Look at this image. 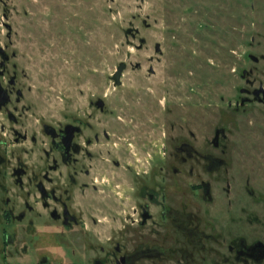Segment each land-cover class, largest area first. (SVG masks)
<instances>
[{"label":"flooded vegetation","instance_id":"obj_1","mask_svg":"<svg viewBox=\"0 0 264 264\" xmlns=\"http://www.w3.org/2000/svg\"><path fill=\"white\" fill-rule=\"evenodd\" d=\"M6 2L0 0V264H264V163L252 156L264 152V137L253 131L264 85L247 77L252 68H242L246 84L226 102L228 123L203 140L194 132L170 136L168 148L162 123L157 149L141 159L130 139L146 136L135 129L125 136L120 126L109 158L102 145L110 136L91 112L55 122L24 113L22 53L10 48ZM88 105L104 112L103 97ZM233 113L246 130L239 139L232 138ZM104 211L119 223L105 239L98 230ZM45 234L48 245H40Z\"/></svg>","mask_w":264,"mask_h":264},{"label":"rangeland","instance_id":"obj_2","mask_svg":"<svg viewBox=\"0 0 264 264\" xmlns=\"http://www.w3.org/2000/svg\"><path fill=\"white\" fill-rule=\"evenodd\" d=\"M6 7L10 48L22 53L26 116L55 122L85 111L92 123L97 117L110 136L102 145L109 158L120 126L125 136L134 129L146 136L149 145L130 139L141 159L157 149L162 123L168 148L173 136L190 132L203 140L228 123L226 102L246 84L242 68H252L247 77L264 85V0H7ZM120 62L117 86L112 74ZM96 96L103 97V113L88 105ZM256 116L253 131L264 137V109ZM231 118L238 128L232 138L244 137L241 115ZM233 156L238 161L241 154ZM252 156L264 163V152ZM101 216L105 239L119 223L105 211ZM39 244L48 245L46 234Z\"/></svg>","mask_w":264,"mask_h":264},{"label":"water","instance_id":"obj_3","mask_svg":"<svg viewBox=\"0 0 264 264\" xmlns=\"http://www.w3.org/2000/svg\"><path fill=\"white\" fill-rule=\"evenodd\" d=\"M141 41H143V39H141ZM156 48H159V45L156 44ZM125 67V63L124 62H120L116 68V70L113 72L112 74V78L115 80V84L119 83V76L121 75V72L123 70V68ZM102 100L100 99L99 101V106H102Z\"/></svg>","mask_w":264,"mask_h":264}]
</instances>
